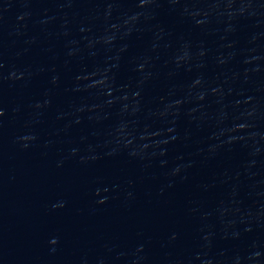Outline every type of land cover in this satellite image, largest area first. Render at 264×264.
I'll return each instance as SVG.
<instances>
[{"label":"water","instance_id":"water-1","mask_svg":"<svg viewBox=\"0 0 264 264\" xmlns=\"http://www.w3.org/2000/svg\"><path fill=\"white\" fill-rule=\"evenodd\" d=\"M0 264H264V0H0Z\"/></svg>","mask_w":264,"mask_h":264}]
</instances>
